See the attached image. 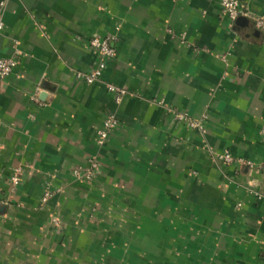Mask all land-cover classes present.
Returning <instances> with one entry per match:
<instances>
[{
  "label": "crops",
  "instance_id": "obj_1",
  "mask_svg": "<svg viewBox=\"0 0 264 264\" xmlns=\"http://www.w3.org/2000/svg\"><path fill=\"white\" fill-rule=\"evenodd\" d=\"M241 2L231 20L220 0H0L18 61L0 79V264H264V0ZM108 33L103 80H77ZM93 155L96 178L75 176Z\"/></svg>",
  "mask_w": 264,
  "mask_h": 264
},
{
  "label": "built area",
  "instance_id": "obj_2",
  "mask_svg": "<svg viewBox=\"0 0 264 264\" xmlns=\"http://www.w3.org/2000/svg\"><path fill=\"white\" fill-rule=\"evenodd\" d=\"M4 3H1L3 5ZM221 9L225 16L231 20H235L239 15H250L248 7L241 2V0H220ZM257 27L264 29V16H257L254 18ZM5 24L0 14V31L3 30ZM116 35L114 33H108L105 36H93L89 41L90 50L96 55L95 66L89 71L77 70L75 76L77 80L85 84H93L103 80V73L107 68L109 62H111L116 56L117 51L115 47ZM18 61L11 57L0 56V79L8 78L14 68L17 66ZM108 90L115 95V101L120 103L126 95L127 90L119 87L113 83H106ZM35 101H39L37 96L33 98ZM174 120L185 124L192 129L203 130L204 126L201 121L193 118L189 113L183 111H173ZM120 125L119 120L114 116H107L102 126L97 131V141L100 145L105 144L110 134L116 130ZM262 135L264 138V126L262 127ZM220 159L225 163H234L238 161L230 152H225L220 155ZM251 163V162H248ZM101 170L100 157L93 155L88 159V163L85 166H80L74 170L75 176L83 180H92ZM21 169L17 168L12 177L14 185H18L21 181L20 176ZM54 195V190L46 188L42 195V203L48 202ZM52 222L55 225H59L57 218H54Z\"/></svg>",
  "mask_w": 264,
  "mask_h": 264
},
{
  "label": "trees",
  "instance_id": "obj_3",
  "mask_svg": "<svg viewBox=\"0 0 264 264\" xmlns=\"http://www.w3.org/2000/svg\"><path fill=\"white\" fill-rule=\"evenodd\" d=\"M98 174H99V173H98ZM98 174H97V175H98ZM95 178H96V177H95ZM41 200H42V199H41Z\"/></svg>",
  "mask_w": 264,
  "mask_h": 264
}]
</instances>
